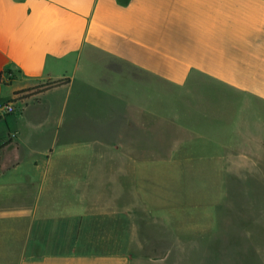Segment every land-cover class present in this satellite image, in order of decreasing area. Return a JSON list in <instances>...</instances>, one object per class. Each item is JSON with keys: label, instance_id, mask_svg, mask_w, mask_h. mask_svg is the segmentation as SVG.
<instances>
[{"label": "crops", "instance_id": "0c3cea01", "mask_svg": "<svg viewBox=\"0 0 264 264\" xmlns=\"http://www.w3.org/2000/svg\"><path fill=\"white\" fill-rule=\"evenodd\" d=\"M113 65L203 81L225 99L203 105L214 118L230 98L264 106V0H0V103L15 110L0 119V264H131L162 243L143 237L157 186L121 135L142 114L116 117L115 82L130 79ZM83 131L95 148L62 152Z\"/></svg>", "mask_w": 264, "mask_h": 264}, {"label": "rangeland", "instance_id": "374dc122", "mask_svg": "<svg viewBox=\"0 0 264 264\" xmlns=\"http://www.w3.org/2000/svg\"><path fill=\"white\" fill-rule=\"evenodd\" d=\"M111 68L130 79L122 87L115 82L113 89L123 90L116 89V117L124 106L126 113L142 114L140 133L122 130L121 135L131 153L149 159L145 188L157 186L158 208L147 217L150 232L143 237L163 239L153 250L140 243L147 256L132 257L131 264H264V106L247 97L230 98L232 110L214 118L203 114V105L225 99L209 97L203 81L174 85ZM94 137L84 131L66 137L62 152L79 142L93 149Z\"/></svg>", "mask_w": 264, "mask_h": 264}, {"label": "trees", "instance_id": "16d2710c", "mask_svg": "<svg viewBox=\"0 0 264 264\" xmlns=\"http://www.w3.org/2000/svg\"><path fill=\"white\" fill-rule=\"evenodd\" d=\"M67 80H62V81H56V82H49V83H45L43 85H39L33 89H31V92L37 94V93H40V92H43L45 90H49V89H52L56 86H59V85H62V84H65ZM30 92V91H29Z\"/></svg>", "mask_w": 264, "mask_h": 264}, {"label": "built area", "instance_id": "2783aa9c", "mask_svg": "<svg viewBox=\"0 0 264 264\" xmlns=\"http://www.w3.org/2000/svg\"><path fill=\"white\" fill-rule=\"evenodd\" d=\"M7 77H4V79ZM12 113H14V107L11 104L0 103V119L4 118L7 115H10Z\"/></svg>", "mask_w": 264, "mask_h": 264}]
</instances>
